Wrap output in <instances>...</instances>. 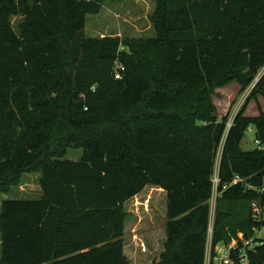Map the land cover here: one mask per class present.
Wrapping results in <instances>:
<instances>
[{
	"label": "trees",
	"instance_id": "obj_1",
	"mask_svg": "<svg viewBox=\"0 0 264 264\" xmlns=\"http://www.w3.org/2000/svg\"><path fill=\"white\" fill-rule=\"evenodd\" d=\"M124 1L0 0V197L25 174L41 187L2 202L0 264H130L125 205L149 186L167 194L154 264H205L220 148L213 243L264 226L251 216L264 148L241 146L252 128L264 147L260 105L245 115L264 97V0H157L154 38L86 35L89 16ZM234 82L253 87L228 129L214 98ZM249 257L264 264V244Z\"/></svg>",
	"mask_w": 264,
	"mask_h": 264
},
{
	"label": "rangeland",
	"instance_id": "obj_2",
	"mask_svg": "<svg viewBox=\"0 0 264 264\" xmlns=\"http://www.w3.org/2000/svg\"><path fill=\"white\" fill-rule=\"evenodd\" d=\"M157 0H126L119 2H106L98 15L89 16L87 19L86 35L88 37L101 38L106 36H120L121 38H154L156 36L155 27L151 22V17L156 9ZM20 18H13V27L18 33ZM264 69L260 72L262 76ZM253 85L246 91H242L239 83L234 82L220 89H217L214 103L218 109L219 119L229 115V123L241 108L245 105ZM259 102V104H257ZM260 105L264 112V97L259 96L252 100L247 109L246 116H258ZM255 132L250 128L242 141V149L250 151L256 149ZM222 148L219 150L216 160L213 181L218 177L219 164ZM83 154L82 149H68L65 155L67 160H80ZM40 174L30 173L22 177L20 186L13 187L9 196L20 200H35L40 198ZM157 188L148 187L137 198L130 200L126 205L128 217L125 223V254L132 264H154L160 261V255L164 252L166 242L165 233V196ZM148 194L151 199L148 200ZM161 197V198H159ZM5 197H0L1 202ZM13 199V198H8ZM148 200V201H147ZM216 207V200L209 201ZM215 210V208H214ZM215 211L211 216L214 217ZM261 236L264 238V226L260 229ZM146 246L145 252L139 246ZM151 246V247H150ZM143 248V247H142ZM141 249V250H138ZM1 252V248H0ZM143 252V253H142Z\"/></svg>",
	"mask_w": 264,
	"mask_h": 264
},
{
	"label": "built area",
	"instance_id": "obj_3",
	"mask_svg": "<svg viewBox=\"0 0 264 264\" xmlns=\"http://www.w3.org/2000/svg\"><path fill=\"white\" fill-rule=\"evenodd\" d=\"M125 68L117 64L115 78L120 79L122 77V72H124ZM234 120V119H233ZM232 123H228V129L231 127ZM256 146L259 148H264L260 141H255ZM219 171V170H218ZM242 180L236 178L233 184H237ZM214 189H213V200L217 199L218 196V184L219 178L213 181ZM249 188H253L249 186ZM260 194L264 193V187L259 191ZM214 205L211 204V214L214 210ZM215 216V215H214ZM251 216L253 221L257 223L264 222V205L261 204L260 201H255L251 205ZM213 225H214V217H210V225L208 231V241H207V252H206V261L205 264H251V260L249 257V252L252 251L255 247L264 244V238H262L260 228L254 227L252 228V234L246 236L243 233H239L237 238L232 239L229 243H213Z\"/></svg>",
	"mask_w": 264,
	"mask_h": 264
},
{
	"label": "crops",
	"instance_id": "obj_4",
	"mask_svg": "<svg viewBox=\"0 0 264 264\" xmlns=\"http://www.w3.org/2000/svg\"><path fill=\"white\" fill-rule=\"evenodd\" d=\"M104 4H105V3H104ZM104 4H103V5H104ZM87 30H88V28H87ZM118 36H119V35H118ZM119 37H120V36H119ZM93 38H94V37H93ZM263 74H264V73H263ZM149 187H152V186H149ZM147 188H148V187H146V190H147ZM152 188H156V187H152ZM157 189H158L159 191H161V192L163 193V195L165 196V198H163V199H164V202H165V211H166V221H165V233H166V222H167V194H166V192H165L164 190L159 189V188H157ZM11 192H12V191H11ZM11 192H10V193H11ZM143 192H144V191H143ZM143 192H142V193H143ZM10 193H9V194H10ZM142 193H141V194H142ZM162 193H160V195H162ZM9 194H7V195H2V196L5 197V198H7V199H8V198L17 199V198H14L12 195L9 196ZM141 194H140V195H141ZM163 195H162V196H163ZM40 196H41V193H40ZM138 196H139V195H138ZM138 196H136L135 198H137ZM159 198H161V197H159ZM7 199H5V200H7ZM133 199H134V198H133ZM147 199H148V200L151 199V197H150L149 194H148V198H147ZM148 200H147V201H148ZM2 202H3V201H2ZM2 202H1V204H2ZM128 202H129V201H128ZM128 202H127V203H128ZM127 203H126V205H127ZM126 205H125V207H126ZM0 213H1V209H0ZM166 239H167V236H166ZM124 243H125V237H124ZM139 247L142 249L143 252H145V249H147L145 245H144V246H139ZM142 247H143V248H142ZM150 247H151V246H150ZM0 248H1V238H0ZM141 249H138V250H141ZM1 251H2V250H1ZM143 252H142V253H143ZM124 253H125V246H124ZM125 255H126V254H125ZM0 259H1V252H0ZM131 261H132V264H133V263H134L133 258H132Z\"/></svg>",
	"mask_w": 264,
	"mask_h": 264
},
{
	"label": "water",
	"instance_id": "obj_5",
	"mask_svg": "<svg viewBox=\"0 0 264 264\" xmlns=\"http://www.w3.org/2000/svg\"><path fill=\"white\" fill-rule=\"evenodd\" d=\"M259 79H256V82L258 81Z\"/></svg>",
	"mask_w": 264,
	"mask_h": 264
}]
</instances>
